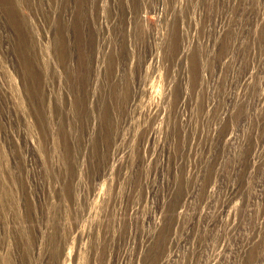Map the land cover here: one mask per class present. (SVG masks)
Listing matches in <instances>:
<instances>
[{
  "label": "rangeland",
  "instance_id": "374dc122",
  "mask_svg": "<svg viewBox=\"0 0 264 264\" xmlns=\"http://www.w3.org/2000/svg\"><path fill=\"white\" fill-rule=\"evenodd\" d=\"M0 264H264V0H0Z\"/></svg>",
  "mask_w": 264,
  "mask_h": 264
}]
</instances>
